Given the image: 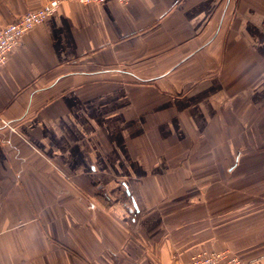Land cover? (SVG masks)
<instances>
[{
    "label": "crops",
    "instance_id": "1",
    "mask_svg": "<svg viewBox=\"0 0 264 264\" xmlns=\"http://www.w3.org/2000/svg\"><path fill=\"white\" fill-rule=\"evenodd\" d=\"M56 9L0 65V264H264V0Z\"/></svg>",
    "mask_w": 264,
    "mask_h": 264
},
{
    "label": "built area",
    "instance_id": "2",
    "mask_svg": "<svg viewBox=\"0 0 264 264\" xmlns=\"http://www.w3.org/2000/svg\"><path fill=\"white\" fill-rule=\"evenodd\" d=\"M63 1L78 2L79 4L98 3L106 0H48L39 9L28 10L13 21L0 27V65H2L11 50L17 46L23 35L33 26L43 22L49 15L54 13ZM125 2L126 0H118ZM176 264H244L238 257L230 254L227 250L207 251L198 250L187 260Z\"/></svg>",
    "mask_w": 264,
    "mask_h": 264
},
{
    "label": "rangeland",
    "instance_id": "3",
    "mask_svg": "<svg viewBox=\"0 0 264 264\" xmlns=\"http://www.w3.org/2000/svg\"><path fill=\"white\" fill-rule=\"evenodd\" d=\"M263 89H264V87H263Z\"/></svg>",
    "mask_w": 264,
    "mask_h": 264
}]
</instances>
